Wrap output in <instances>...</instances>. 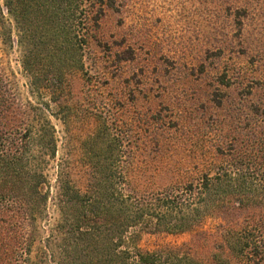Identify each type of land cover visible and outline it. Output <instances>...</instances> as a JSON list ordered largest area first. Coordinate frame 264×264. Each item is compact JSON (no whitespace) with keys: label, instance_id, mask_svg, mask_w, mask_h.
Segmentation results:
<instances>
[{"label":"rangeland","instance_id":"1","mask_svg":"<svg viewBox=\"0 0 264 264\" xmlns=\"http://www.w3.org/2000/svg\"><path fill=\"white\" fill-rule=\"evenodd\" d=\"M75 45L48 103L57 153L41 229L58 217L59 165L80 190L121 173L144 196L236 171L256 178L224 189L234 208H204L194 231L139 243L188 245L205 264H264L263 248L238 254L230 239L264 245V0H116ZM0 70L12 95L48 102L31 93L16 44L0 43ZM0 254L15 264V201L0 202Z\"/></svg>","mask_w":264,"mask_h":264},{"label":"trees","instance_id":"2","mask_svg":"<svg viewBox=\"0 0 264 264\" xmlns=\"http://www.w3.org/2000/svg\"><path fill=\"white\" fill-rule=\"evenodd\" d=\"M115 3H0V43L19 47L31 93L40 99L42 94L49 96L47 103L23 102L18 94L10 93L0 72V202L7 206L15 201V264H205L188 245L143 248L140 237L143 233L194 231L202 224V209L227 203L234 206L225 188L234 190L240 180L256 178L253 174L247 179L236 171H220L212 176L204 174L196 184L181 189L168 187L144 196L136 195L121 173L108 179L97 173V184L80 190L59 165L54 196L58 217L41 229L40 221H51L47 170L57 153L55 130L47 116L48 103L58 94L56 88L76 40L86 42L105 9L114 8ZM250 236L231 235L232 249L243 255L264 250V245ZM4 259L0 254V264Z\"/></svg>","mask_w":264,"mask_h":264}]
</instances>
